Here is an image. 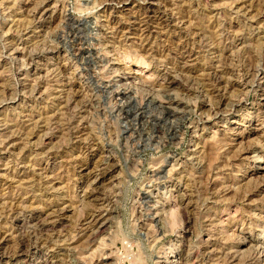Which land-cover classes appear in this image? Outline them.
Returning a JSON list of instances; mask_svg holds the SVG:
<instances>
[{"label":"rangeland","instance_id":"rangeland-1","mask_svg":"<svg viewBox=\"0 0 264 264\" xmlns=\"http://www.w3.org/2000/svg\"><path fill=\"white\" fill-rule=\"evenodd\" d=\"M261 69L264 0H0V264H264Z\"/></svg>","mask_w":264,"mask_h":264},{"label":"bare ground","instance_id":"bare-ground-1","mask_svg":"<svg viewBox=\"0 0 264 264\" xmlns=\"http://www.w3.org/2000/svg\"><path fill=\"white\" fill-rule=\"evenodd\" d=\"M147 1H151V0H147ZM85 50H86L85 48L80 47L78 45L76 50H75V52L79 54V53H81L82 51H85ZM263 71H264L263 69L260 70V75H262ZM217 76H218V74H217ZM215 80H217V79L215 78ZM173 83H174V81L170 80L168 82V85H174ZM112 167L113 166L110 164V162L105 163L104 166L101 167V169L99 170V174H97L98 176H97V178L95 180V185L96 186H98L102 181H104L105 177L107 176L108 172H110ZM95 190H96V188H94L92 191H89L87 193V199H92L93 202L94 201L95 202L96 201L97 202H104L105 201L104 199L98 198L97 193L95 192ZM92 209H93V206H92ZM95 213L96 212L94 210H92V211H90V212H88L86 214L85 219H84L85 229L80 230V233L84 232L85 230H89V228L91 229L94 225L95 226L100 225L99 228H101L104 225H106L105 223H107V222H105V220H101L103 222L98 221L100 219V217H99V219H97V216H96ZM62 218H63V213H62L61 210L58 211V212L54 211V216L50 220H42L38 216L30 217V219L28 220L27 224H30L32 226V233L31 234H25V232L23 231L17 236V245H18V248H19L17 254H19V256L26 255L29 252V249L32 246H35V249L43 248V246L45 247L48 244L51 246V241H50V243L48 241L49 237L48 238H43V237L44 236L46 237L47 236L46 233H48L50 231L54 232L53 230H56L57 227L59 225H61V219ZM106 220H108V219L106 218ZM81 222H82V220H81ZM99 231H100V229H99ZM95 233H97V232H95ZM79 235L80 234L78 233L77 236H79ZM83 235L79 236L78 238L82 237ZM96 237H98V235L93 233L92 235H89L86 240H87V242L92 243V242H94ZM32 242H33V245H31ZM59 251H60V248H58V247L56 249L52 250V254L50 256V259H52V260L55 259L56 256L58 255ZM225 257L227 258V262H228L227 264H231L233 257L231 255H229V254H226ZM106 259H103V258L102 259L101 258L100 259H95L92 264H109ZM49 264H55V263L50 260Z\"/></svg>","mask_w":264,"mask_h":264}]
</instances>
